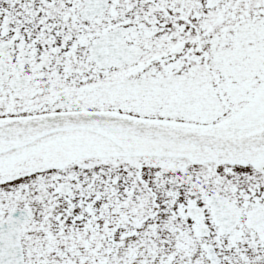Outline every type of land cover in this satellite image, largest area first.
Here are the masks:
<instances>
[{
  "label": "snow or ice",
  "instance_id": "6c2138e0",
  "mask_svg": "<svg viewBox=\"0 0 264 264\" xmlns=\"http://www.w3.org/2000/svg\"><path fill=\"white\" fill-rule=\"evenodd\" d=\"M0 264H264V0H0Z\"/></svg>",
  "mask_w": 264,
  "mask_h": 264
}]
</instances>
